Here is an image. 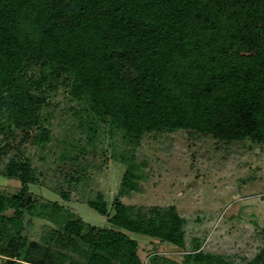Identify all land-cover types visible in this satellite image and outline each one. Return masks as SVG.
Segmentation results:
<instances>
[{
    "label": "trees",
    "instance_id": "obj_1",
    "mask_svg": "<svg viewBox=\"0 0 264 264\" xmlns=\"http://www.w3.org/2000/svg\"><path fill=\"white\" fill-rule=\"evenodd\" d=\"M59 98L76 105L87 148L109 142L124 196L141 180L133 158L147 134L263 146L264 0H0V174L22 184L0 191L3 263L145 264L134 234L183 252L177 262L153 248L148 264H238L204 252L199 239L187 250L174 206L145 210L116 198L108 208L96 194L86 203L107 218L100 229L34 199L28 185L40 183L27 150L51 143ZM66 144L61 159L74 165L78 147ZM27 214L53 226L40 243H28ZM240 264H264V248Z\"/></svg>",
    "mask_w": 264,
    "mask_h": 264
},
{
    "label": "rangeland",
    "instance_id": "obj_2",
    "mask_svg": "<svg viewBox=\"0 0 264 264\" xmlns=\"http://www.w3.org/2000/svg\"><path fill=\"white\" fill-rule=\"evenodd\" d=\"M59 101L61 110L48 126L51 143L43 152L33 147L27 150L40 183L28 185V189L40 204L56 203L84 223L100 229L110 227L107 218L86 203L96 194L104 197L108 208L116 198L126 206L145 210L174 206L179 217L186 221L187 250L192 239H199L204 252L240 264L252 260L264 248V145L223 144L205 136L190 137L183 131L147 134L133 158L141 180L134 191L124 196L119 192L124 168L112 160L109 142L87 148L85 135L76 128L72 116L76 105H68L61 98ZM115 139L118 154L125 148L119 138ZM66 142L78 147L69 150L79 158L74 165H64L61 159L63 149H70ZM81 147L84 149L78 151ZM4 163L0 161V172ZM21 185L0 174L3 193L13 195ZM57 190L68 194V200L59 196ZM7 214L11 215L12 211ZM23 228L28 243L30 240L40 243L53 226L27 214ZM129 236L138 242L139 257L145 264L153 248L174 261L182 260L180 250L151 245L158 241L143 236ZM81 247L86 250L85 246ZM72 255L83 261L78 253ZM0 264H4L1 258Z\"/></svg>",
    "mask_w": 264,
    "mask_h": 264
}]
</instances>
